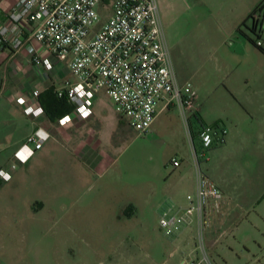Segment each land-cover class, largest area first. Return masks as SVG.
<instances>
[{"label":"rangeland","instance_id":"rangeland-1","mask_svg":"<svg viewBox=\"0 0 264 264\" xmlns=\"http://www.w3.org/2000/svg\"><path fill=\"white\" fill-rule=\"evenodd\" d=\"M155 1L177 82L194 94L201 127H216L213 144L201 148L200 125L174 103L158 101L138 133L99 93L97 165L63 143L45 158L44 189L0 188V264H264V55L249 41L264 47L251 32L264 9L249 19L264 0ZM195 157L223 214L175 242L158 214L193 194Z\"/></svg>","mask_w":264,"mask_h":264},{"label":"built area","instance_id":"built-area-1","mask_svg":"<svg viewBox=\"0 0 264 264\" xmlns=\"http://www.w3.org/2000/svg\"><path fill=\"white\" fill-rule=\"evenodd\" d=\"M7 18L8 25L0 28V48L12 36L14 50L20 49L24 41L32 43L35 48L30 49L31 62L44 72L53 69L52 59L66 63L72 81L56 94L65 95L73 106L67 116L89 119L94 99L101 92L110 99L118 116L138 133L151 127L158 101H166L165 109L174 103L186 122L188 113L194 115V94L189 85L177 82L155 0H16ZM262 30L264 21L256 27L264 38ZM257 45L262 46L260 41ZM39 94L37 90L31 93L36 102ZM19 99L16 102L23 106L25 114L29 107L33 112L42 109L39 105L27 106L26 102L20 104ZM82 106L90 111L87 119L77 111ZM41 130L27 136L12 161L0 167L11 179L17 167L24 164L17 159V152L27 145L34 155L49 140L45 130L47 139L37 135ZM221 134L216 138L219 143H223L224 130ZM216 135L214 128L202 127L197 134L201 148H210ZM195 160V191L186 196L187 205L174 213L172 205L163 206L158 214L159 226L166 235L192 225L201 234L211 213L220 207L221 191L202 174L196 157ZM172 166L178 167L179 162L172 160ZM0 181L8 182L2 177Z\"/></svg>","mask_w":264,"mask_h":264},{"label":"crops","instance_id":"crops-1","mask_svg":"<svg viewBox=\"0 0 264 264\" xmlns=\"http://www.w3.org/2000/svg\"><path fill=\"white\" fill-rule=\"evenodd\" d=\"M15 1L0 0V28L8 25L7 12ZM11 39L12 36H9L8 44L0 48V167L7 166L12 161L14 152L36 129L45 130L50 137L26 163L17 167L10 181H0L2 184L0 188L13 190L27 183L31 190H42L45 188V158L63 143L71 144L77 154L86 150L90 162L95 165L99 163L100 154L96 152L98 144L94 143L92 135L94 129L89 127L95 122L94 111L89 119L79 120L73 116L64 126L59 125V119L49 120L44 111L45 103L41 105L39 98L36 102L31 93L37 90L40 96L48 89H53L55 94L63 89L67 82L72 81L66 63L52 59L53 69L46 73L41 67L31 62L30 49L34 47L32 43L24 41L20 49L14 50L11 47ZM18 98H23L27 106L36 108L39 105L43 109V114L38 117L26 115L23 106L16 102ZM87 134L91 136L87 137ZM195 183L196 176L191 180L190 193H194ZM173 197L172 200L179 205L177 209L187 205L184 195L180 199L177 195ZM9 202L13 203L11 200ZM27 204L30 212H35V205L40 206L34 201H29ZM222 206L224 202L221 203L220 210L216 211L217 214L213 212L211 220L220 219L223 214ZM42 207L43 204H41ZM174 208L173 206L172 211ZM189 230L191 227L182 228L174 235L173 240L175 242L182 240Z\"/></svg>","mask_w":264,"mask_h":264},{"label":"trees","instance_id":"trees-1","mask_svg":"<svg viewBox=\"0 0 264 264\" xmlns=\"http://www.w3.org/2000/svg\"><path fill=\"white\" fill-rule=\"evenodd\" d=\"M262 9H264V2L256 9V11L250 14L249 19H252L257 14V12L262 11ZM251 32L253 33V35L256 36L258 40L261 38L259 34L255 31L254 27L252 28ZM261 32H264V30H262ZM249 41L259 53L264 55V47L257 45V43L253 40ZM39 101L41 105H44L45 103V115L51 121H54L55 119H60L63 116L70 114L73 110V106L68 103L65 95L58 97L57 94L54 93L53 89H48L43 94H41L39 96ZM192 118L197 124L200 125V127L202 126L200 120L196 115H194Z\"/></svg>","mask_w":264,"mask_h":264},{"label":"clouds","instance_id":"clouds-1","mask_svg":"<svg viewBox=\"0 0 264 264\" xmlns=\"http://www.w3.org/2000/svg\"><path fill=\"white\" fill-rule=\"evenodd\" d=\"M79 91V89H77ZM83 95V93H81ZM89 96L91 95L90 93L88 94ZM20 104H24L25 103V100L23 98H20L19 101H18ZM77 111L81 114V118L82 119H87V117L90 115V111L89 110H86L83 106L80 107L79 109H77ZM43 112V109H37L35 112H33V109L31 107L27 108L26 109V114H34V115H40L42 114ZM71 120V117L70 116H63L61 119H60V124L63 126L67 123H69ZM37 135H40L42 136V138L44 139H47V134L46 133H43V130H41L40 132L37 133ZM39 147V145H38ZM17 159L20 160L21 163H26L27 162V159L33 155L31 149H29L27 147V145H25L22 149H20L18 152H17ZM0 177H2L5 181H10L11 180V175L3 170H0Z\"/></svg>","mask_w":264,"mask_h":264},{"label":"flooded vegetation","instance_id":"flooded-vegetation-1","mask_svg":"<svg viewBox=\"0 0 264 264\" xmlns=\"http://www.w3.org/2000/svg\"><path fill=\"white\" fill-rule=\"evenodd\" d=\"M252 21H253L255 28L257 26H260L262 22L264 21V13L263 14L260 13L257 17H254Z\"/></svg>","mask_w":264,"mask_h":264}]
</instances>
